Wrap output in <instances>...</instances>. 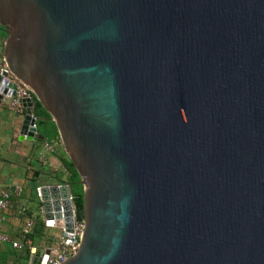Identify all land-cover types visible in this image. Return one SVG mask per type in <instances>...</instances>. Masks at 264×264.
Returning a JSON list of instances; mask_svg holds the SVG:
<instances>
[{
	"label": "water",
	"instance_id": "1",
	"mask_svg": "<svg viewBox=\"0 0 264 264\" xmlns=\"http://www.w3.org/2000/svg\"><path fill=\"white\" fill-rule=\"evenodd\" d=\"M0 30L19 140L33 97L83 186L42 188L85 224L63 264H264V0H0Z\"/></svg>",
	"mask_w": 264,
	"mask_h": 264
},
{
	"label": "crops",
	"instance_id": "2",
	"mask_svg": "<svg viewBox=\"0 0 264 264\" xmlns=\"http://www.w3.org/2000/svg\"><path fill=\"white\" fill-rule=\"evenodd\" d=\"M3 33L0 30V40ZM8 102L7 98L0 102V189L17 187L20 195L12 196L8 208L0 215L5 218L3 234L15 241L21 227L16 217L19 206H24L35 220L44 221L41 201L33 189L35 186L58 185L57 180L64 179V171L55 157L64 152L58 144L47 149L46 143L19 140L25 114L11 110ZM45 234V237L34 235L32 245L42 250L62 232L59 228L46 226ZM27 253L26 249H13L10 242L0 243L1 264H28Z\"/></svg>",
	"mask_w": 264,
	"mask_h": 264
},
{
	"label": "built area",
	"instance_id": "3",
	"mask_svg": "<svg viewBox=\"0 0 264 264\" xmlns=\"http://www.w3.org/2000/svg\"><path fill=\"white\" fill-rule=\"evenodd\" d=\"M2 61L3 60L0 57V62ZM2 70L8 73L10 77H12L10 72L6 70V67H3ZM26 93L27 88L22 86L19 87L16 97L9 99L8 107L11 110L23 114L24 109L21 104V95ZM45 146L47 147V149H51V145L45 144ZM43 187L44 186H37L34 190L35 196L39 201H41ZM19 195L20 189L17 187L0 189V212H3L8 208L12 196L19 197ZM70 200L72 202V197H70ZM73 209H75L74 206ZM41 210L43 213L42 208ZM16 217L21 223V227L18 240L12 241L8 236L3 234V223L5 218L3 215H0V243L10 242L13 249L28 250V264H63L77 254L80 247V240L85 229L83 220H74L73 227L70 232H65L63 228H59L62 234L59 237L55 238L50 245L40 250L32 245L30 239L34 221L32 218L27 216V209L24 206H19L16 211ZM43 222L46 226H48L47 220L44 219ZM36 253H38L37 257H35ZM35 258L38 260L37 263L34 261Z\"/></svg>",
	"mask_w": 264,
	"mask_h": 264
},
{
	"label": "trees",
	"instance_id": "4",
	"mask_svg": "<svg viewBox=\"0 0 264 264\" xmlns=\"http://www.w3.org/2000/svg\"><path fill=\"white\" fill-rule=\"evenodd\" d=\"M3 37L6 38V34L3 33ZM32 114L36 119L37 132L44 138L43 143L51 146L61 145L59 141V135L55 123L52 121L51 116L44 110L40 103L32 97ZM55 157L60 162V165L64 171V179L57 180L58 185H68L70 195L72 197V203L75 209H82L83 205V186L81 179L76 172L73 164L67 158L65 153L55 154ZM36 175V173H35ZM36 186L33 190H35ZM27 216L34 221V229L30 234L31 241L36 235L39 237H45L46 226L43 221L35 220L27 211ZM34 233V234H33ZM35 235V236H34ZM34 246V245H33ZM29 254V251L28 253Z\"/></svg>",
	"mask_w": 264,
	"mask_h": 264
},
{
	"label": "rangeland",
	"instance_id": "5",
	"mask_svg": "<svg viewBox=\"0 0 264 264\" xmlns=\"http://www.w3.org/2000/svg\"><path fill=\"white\" fill-rule=\"evenodd\" d=\"M60 148L62 149L61 145H60ZM64 152V151H63Z\"/></svg>",
	"mask_w": 264,
	"mask_h": 264
}]
</instances>
